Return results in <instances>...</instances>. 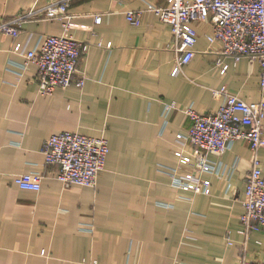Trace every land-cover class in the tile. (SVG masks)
Instances as JSON below:
<instances>
[{
  "label": "crops",
  "instance_id": "crops-1",
  "mask_svg": "<svg viewBox=\"0 0 264 264\" xmlns=\"http://www.w3.org/2000/svg\"><path fill=\"white\" fill-rule=\"evenodd\" d=\"M53 0H0V22L34 6L60 11ZM167 0H73L70 34L83 43V88L40 92L35 64L25 66L16 43L36 48L41 37L64 31L66 21L43 17L23 24L18 38L0 34V264H242L264 262V229L240 233L252 150L236 141L210 159L220 174H205L211 193L173 186L172 175L192 172L177 142L192 121L186 109L216 112L227 87L247 102L264 99L258 62L235 64L198 21L195 57L175 75L180 54L171 26L148 10ZM142 12L140 24L127 20ZM101 17L98 23L96 19ZM229 69L224 73L218 59ZM176 103L168 119L167 104ZM105 136L110 153L96 187L64 184L58 166L46 165L44 142L53 134ZM264 176V148L259 152ZM43 176L40 191L15 178ZM229 239L233 242L229 244Z\"/></svg>",
  "mask_w": 264,
  "mask_h": 264
},
{
  "label": "built area",
  "instance_id": "built-area-1",
  "mask_svg": "<svg viewBox=\"0 0 264 264\" xmlns=\"http://www.w3.org/2000/svg\"><path fill=\"white\" fill-rule=\"evenodd\" d=\"M73 0H53L60 13L50 14L48 8L34 6L12 18L0 22V34L18 38L27 21L43 17L66 21L64 31L57 35L41 37L39 45L27 50L16 43L14 51L25 56V66L35 64L38 68L37 82L40 92L51 94L57 88L76 86L83 88L86 76L79 74V63L83 43L70 34L73 16L67 13ZM167 6H149L160 20L169 24L180 54L174 74L181 71L195 57L194 46L198 40L195 23L210 21L214 27L207 36L211 44H221L222 56L232 57L235 64L243 58L258 62L261 69V86L264 90V0H167ZM141 13L129 11L126 16L132 24H140ZM101 17L96 19L100 22ZM222 72L229 69L222 58L218 59ZM215 98H222L216 112L200 113L193 106L186 109L191 127L177 135V142L187 143L193 148L191 154L178 151L182 165H190L192 172L182 176L172 175L173 186L196 194L211 193V180L205 174H220L219 164L209 155H223L238 140H245L252 150V168L246 176L242 228L240 233L248 234L264 229V176L259 152L264 148V99L247 102L227 87L213 89ZM176 103L167 104L164 118L167 120ZM42 152L46 165L58 166L57 178L68 185L96 187L99 174L105 169L110 144L105 136L91 137L76 132H60L50 136L43 144ZM43 176L26 173L15 178L16 184L25 190L40 191ZM229 244L233 242L229 239ZM242 264H256L242 259ZM264 264V262L259 263Z\"/></svg>",
  "mask_w": 264,
  "mask_h": 264
}]
</instances>
